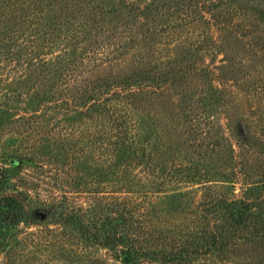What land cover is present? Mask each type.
I'll use <instances>...</instances> for the list:
<instances>
[{
  "label": "trees",
  "instance_id": "obj_1",
  "mask_svg": "<svg viewBox=\"0 0 264 264\" xmlns=\"http://www.w3.org/2000/svg\"><path fill=\"white\" fill-rule=\"evenodd\" d=\"M195 1L179 3L187 12L204 1L216 7L219 0ZM236 1L230 15L218 16V27L227 30L220 42L234 38L264 58V0ZM136 53L138 65L128 73L120 69L113 76L96 67V74L82 82L66 74L67 81L77 83L58 98V112L75 111L79 123L59 132L65 143L58 152V180L49 183L47 169L38 161L37 174H31L27 153L13 158L12 166L0 165V224H41L58 210V264H88L86 259L95 264H188L264 238V164L253 174L261 178L246 181L249 171L233 159L239 157L237 146L251 143L255 129L241 117L231 132H215L214 137L209 129H195L189 116L197 101L204 102L196 94H207L210 86H219L226 96L242 91L246 97L264 90V79L257 76L243 91L235 71L224 72L213 60L177 53L162 60L157 47ZM100 70L112 76L111 83ZM15 114L21 121L31 116L27 111ZM203 122L211 120L204 115ZM199 138L200 145L206 139L211 144L206 143L204 155L214 153L223 164L232 160V169L222 175H235L244 184L239 193L228 195L192 181L204 174V158L194 147ZM171 184L183 189L161 197ZM88 246L95 247L94 253L105 252L83 258Z\"/></svg>",
  "mask_w": 264,
  "mask_h": 264
},
{
  "label": "rangeland",
  "instance_id": "obj_2",
  "mask_svg": "<svg viewBox=\"0 0 264 264\" xmlns=\"http://www.w3.org/2000/svg\"><path fill=\"white\" fill-rule=\"evenodd\" d=\"M236 2L219 0L218 6L212 7L204 1L186 12L179 0H0V165L12 166L13 158L27 153L33 166L28 170L31 174H37L38 161L47 169L49 183L58 180V152L65 143L59 132L65 130L63 127L72 130L79 123L75 111L58 112V98L69 94L77 83L67 81V75L82 82L84 76L96 74V67L113 71V76L120 75V69L128 73L138 65L136 52H151L157 47L163 53L162 60L176 53L190 60H213L224 72L230 68L235 71L243 91L244 84L251 87L257 76L264 79V58L254 54L250 46L228 36L220 42L227 30L218 27V16L222 12L230 15ZM213 37L216 40L211 42ZM212 44L216 48L208 50ZM99 73L103 75L101 70ZM103 77L110 83L113 80L112 76ZM205 93L196 94L204 102L197 101L189 115L195 129H209L217 137L215 132H231L234 121L242 117L255 129V135L249 145L237 146L239 157L233 159L249 171L246 181L261 178L253 174L264 164V90L250 91L252 96L246 97L242 91L226 96L219 92V86H210ZM24 111L31 115L27 121L15 118V112ZM204 115L210 118L209 124L203 122ZM36 140H40L39 147ZM200 142L199 138L194 147L204 158V174L193 177L195 185L210 184L228 195L239 193L244 184L235 175H222L232 169V160L223 164L214 153L204 155L206 143L208 147L211 144L208 139L204 145ZM180 186L171 184L160 196L174 194L183 189ZM94 250L88 246L82 257L105 252ZM0 264H58V210L45 216L41 224L2 221ZM188 264H264V238L219 255L200 256Z\"/></svg>",
  "mask_w": 264,
  "mask_h": 264
}]
</instances>
